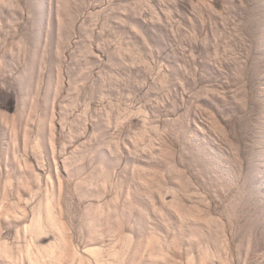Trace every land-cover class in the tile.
Masks as SVG:
<instances>
[{
  "label": "rangeland",
  "instance_id": "obj_1",
  "mask_svg": "<svg viewBox=\"0 0 264 264\" xmlns=\"http://www.w3.org/2000/svg\"><path fill=\"white\" fill-rule=\"evenodd\" d=\"M0 264H264V0H0Z\"/></svg>",
  "mask_w": 264,
  "mask_h": 264
}]
</instances>
